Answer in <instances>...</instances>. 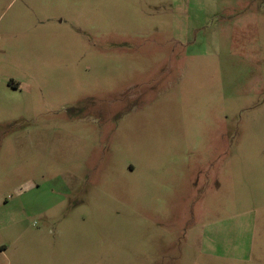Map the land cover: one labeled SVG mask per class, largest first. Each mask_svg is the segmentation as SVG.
<instances>
[{"label":"rangeland","instance_id":"obj_1","mask_svg":"<svg viewBox=\"0 0 264 264\" xmlns=\"http://www.w3.org/2000/svg\"><path fill=\"white\" fill-rule=\"evenodd\" d=\"M0 264H264V0H0Z\"/></svg>","mask_w":264,"mask_h":264}]
</instances>
